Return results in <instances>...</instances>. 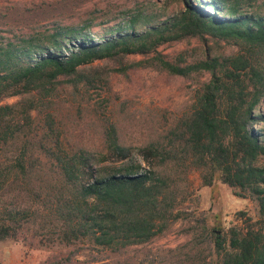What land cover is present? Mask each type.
<instances>
[{
	"label": "trees",
	"instance_id": "obj_1",
	"mask_svg": "<svg viewBox=\"0 0 264 264\" xmlns=\"http://www.w3.org/2000/svg\"><path fill=\"white\" fill-rule=\"evenodd\" d=\"M176 1V15H132L97 41L58 28L39 42L0 43V100L19 98L0 104V242L29 233L40 247L113 252L148 243L186 215L180 180L196 170L203 186L218 181L256 207V220L239 212L242 226L212 231L218 264H264V14L237 0ZM206 37L234 51L194 62L158 52ZM127 55L169 75L209 74L187 112L136 146L120 133L124 106L97 93L111 70L84 69ZM83 121L95 146L75 132Z\"/></svg>",
	"mask_w": 264,
	"mask_h": 264
},
{
	"label": "rangeland",
	"instance_id": "obj_2",
	"mask_svg": "<svg viewBox=\"0 0 264 264\" xmlns=\"http://www.w3.org/2000/svg\"><path fill=\"white\" fill-rule=\"evenodd\" d=\"M237 2L244 13L257 10L264 14V0ZM182 9L176 0H0V43L17 44L29 38L39 42L58 28L79 30L85 37L97 41L132 15H152L158 16L157 20H165ZM232 51L223 42L209 37L204 41L188 38L158 48L169 60L185 53L187 62L203 59L206 53ZM144 59L140 55H127L114 60H95L84 67L85 70H111L108 87L97 93L111 98L115 109L124 106L126 112L121 117L120 133L134 146L147 141L165 123L187 112L195 89L209 79V74L204 72L181 77L132 66ZM122 68L126 69L125 73L120 71ZM18 99L3 98L0 104H12ZM75 132L81 134L88 146L98 142V133L90 130L86 121L76 127ZM134 160L148 169L149 164L141 157L134 156ZM180 181L183 196L176 208L186 215L148 243L118 252L79 242L40 247L26 233L17 240L0 242V264H218L212 231L224 233L233 225L242 226L239 212L256 220L255 204L234 196L230 188L218 181L203 186L196 170H189Z\"/></svg>",
	"mask_w": 264,
	"mask_h": 264
}]
</instances>
